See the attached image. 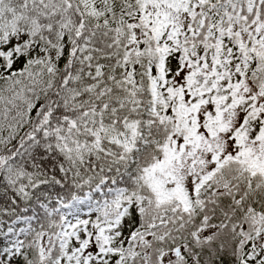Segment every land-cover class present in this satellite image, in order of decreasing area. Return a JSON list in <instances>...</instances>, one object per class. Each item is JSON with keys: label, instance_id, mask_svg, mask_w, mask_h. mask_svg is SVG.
Segmentation results:
<instances>
[{"label": "snow or ice", "instance_id": "1", "mask_svg": "<svg viewBox=\"0 0 264 264\" xmlns=\"http://www.w3.org/2000/svg\"><path fill=\"white\" fill-rule=\"evenodd\" d=\"M0 264H264V0H0Z\"/></svg>", "mask_w": 264, "mask_h": 264}]
</instances>
